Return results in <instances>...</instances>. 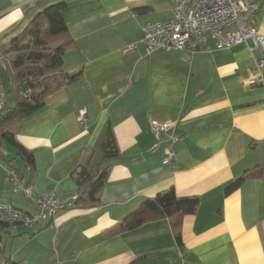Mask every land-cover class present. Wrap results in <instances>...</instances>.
<instances>
[{
    "label": "crops",
    "instance_id": "0c3cea01",
    "mask_svg": "<svg viewBox=\"0 0 264 264\" xmlns=\"http://www.w3.org/2000/svg\"><path fill=\"white\" fill-rule=\"evenodd\" d=\"M61 1L72 40L62 70L75 77L19 120L15 139L32 152V170L11 145L0 148V201L36 210L21 191H13L6 172L11 166L34 196L54 189L70 204L48 224L3 228V257L21 264H264V86L243 83L258 74V53L249 50L250 42L147 53L139 41L142 25L172 18L161 0H0L6 92L11 70L2 50L25 35L45 6ZM252 24L264 36V3ZM133 42L132 51L121 52ZM79 108L86 109L82 123L76 120ZM153 120L171 127L156 134ZM106 124L118 154L106 162L98 204L84 208L71 201L78 191L72 172ZM167 153L170 161L163 164ZM249 170L256 174L224 193ZM169 187L177 196L199 197L196 211L182 217L181 247L167 218L104 233Z\"/></svg>",
    "mask_w": 264,
    "mask_h": 264
},
{
    "label": "trees",
    "instance_id": "16d2710c",
    "mask_svg": "<svg viewBox=\"0 0 264 264\" xmlns=\"http://www.w3.org/2000/svg\"><path fill=\"white\" fill-rule=\"evenodd\" d=\"M64 6L65 3L62 1L45 6L25 28V35L12 38L9 45L2 50V53L8 57L11 70V90L6 94L12 95L13 105L7 104L0 111V148L4 143L11 145L17 156L31 170L34 168L32 152L15 139L19 120L42 106L46 94L75 77L62 70L65 48L72 42L68 37L67 25L61 14ZM24 89L30 90L28 98L21 95ZM117 154L118 149L112 128L106 124L82 164L78 165L79 170L72 172L78 186L75 202L81 207L92 208L98 204L99 193L106 182L109 169V164L106 162ZM255 174L256 171H246L228 183L224 193L227 194L238 188L245 179ZM198 205L199 197L177 196L174 189L169 187L154 197L145 198L134 211L106 229L104 233L106 235L120 234L144 222L167 218L177 246L181 247L182 217L194 213ZM10 225L2 223L0 226V264H21L3 257L1 230Z\"/></svg>",
    "mask_w": 264,
    "mask_h": 264
},
{
    "label": "built area",
    "instance_id": "2783aa9c",
    "mask_svg": "<svg viewBox=\"0 0 264 264\" xmlns=\"http://www.w3.org/2000/svg\"><path fill=\"white\" fill-rule=\"evenodd\" d=\"M171 4L172 18L168 20L149 21L142 25V36L139 39L147 53L154 50L187 49H227L239 43L250 42L248 48L258 53V74L243 80L244 85L264 86V36L252 24L255 13L264 0H168ZM136 42L128 43L121 48L122 53L132 51ZM29 89L21 91L28 98ZM9 98L0 78V111L8 104ZM76 120H86V109L79 108ZM171 127L170 122L151 121V130L160 134ZM170 154L162 159L166 164ZM76 171L79 170L77 166ZM7 177L14 192L21 191L25 198L35 205V212L28 213L16 208L9 201H0V226L2 223L20 224L36 227L48 224L70 202L60 199L54 189L41 196H34L23 177L13 167H8ZM77 195L71 198L75 202Z\"/></svg>",
    "mask_w": 264,
    "mask_h": 264
},
{
    "label": "rangeland",
    "instance_id": "374dc122",
    "mask_svg": "<svg viewBox=\"0 0 264 264\" xmlns=\"http://www.w3.org/2000/svg\"><path fill=\"white\" fill-rule=\"evenodd\" d=\"M159 6L161 9H166L168 7H171V4L169 3L168 0H161Z\"/></svg>",
    "mask_w": 264,
    "mask_h": 264
}]
</instances>
